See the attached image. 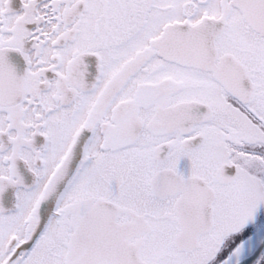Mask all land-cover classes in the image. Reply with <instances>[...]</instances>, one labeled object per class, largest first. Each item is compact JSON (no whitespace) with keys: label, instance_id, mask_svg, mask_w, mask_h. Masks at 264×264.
<instances>
[{"label":"snow or ice","instance_id":"1","mask_svg":"<svg viewBox=\"0 0 264 264\" xmlns=\"http://www.w3.org/2000/svg\"><path fill=\"white\" fill-rule=\"evenodd\" d=\"M0 264H264V0H0Z\"/></svg>","mask_w":264,"mask_h":264},{"label":"flooded vegetation","instance_id":"2","mask_svg":"<svg viewBox=\"0 0 264 264\" xmlns=\"http://www.w3.org/2000/svg\"><path fill=\"white\" fill-rule=\"evenodd\" d=\"M13 59H14V60H17V58H15V57H14ZM17 62H19V61L17 60Z\"/></svg>","mask_w":264,"mask_h":264}]
</instances>
